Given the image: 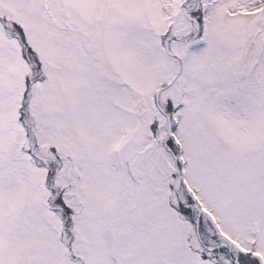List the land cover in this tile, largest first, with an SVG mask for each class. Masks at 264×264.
Instances as JSON below:
<instances>
[{"label": "snow or ice", "instance_id": "1", "mask_svg": "<svg viewBox=\"0 0 264 264\" xmlns=\"http://www.w3.org/2000/svg\"><path fill=\"white\" fill-rule=\"evenodd\" d=\"M0 264H264V0H0Z\"/></svg>", "mask_w": 264, "mask_h": 264}]
</instances>
